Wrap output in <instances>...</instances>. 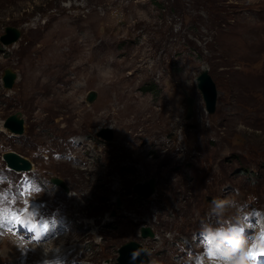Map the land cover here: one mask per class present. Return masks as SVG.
Listing matches in <instances>:
<instances>
[{
  "label": "rangeland",
  "instance_id": "obj_1",
  "mask_svg": "<svg viewBox=\"0 0 264 264\" xmlns=\"http://www.w3.org/2000/svg\"><path fill=\"white\" fill-rule=\"evenodd\" d=\"M8 26L22 35L13 46L0 41V264H119L130 241L151 264H196L215 249L201 233L222 231L209 239L218 244L241 216L255 240L254 216L264 217V0H0V37ZM8 68L17 73L11 89ZM205 68L217 84L213 114L197 88ZM18 112L21 135L3 125ZM103 128L111 142L98 136ZM10 151L31 170L10 169ZM150 180L154 194L140 198L135 186ZM45 223L56 227L39 240L56 254L33 260L16 240L36 242Z\"/></svg>",
  "mask_w": 264,
  "mask_h": 264
},
{
  "label": "water",
  "instance_id": "obj_2",
  "mask_svg": "<svg viewBox=\"0 0 264 264\" xmlns=\"http://www.w3.org/2000/svg\"><path fill=\"white\" fill-rule=\"evenodd\" d=\"M22 32L19 28L8 26L4 30V34L0 37L1 43L5 47L13 46L21 38ZM17 79V73L13 69H6L4 71L2 81L6 89L13 88L15 81ZM197 88L199 89L202 98L205 102L206 111L209 114H213L216 111L218 91L217 84L209 73L208 69H204L197 77ZM95 92H91L88 97V102H93L95 100ZM188 111L186 114V119L190 120L194 114L195 99L191 96H187ZM4 128L15 135H21L24 132V119L20 112L10 116L4 122ZM98 136L104 141L111 142L114 139V132L111 128H103ZM4 161L8 167L12 170L24 172L30 171L32 163L22 155L10 151L3 156ZM55 185L64 189L65 192H70V188L59 178H52L51 180ZM135 192L140 198L148 199L155 192V181L150 180L145 183H139L134 188ZM117 205L120 206L121 202L118 200ZM112 215H115L113 212ZM142 237H154V233L151 228H142ZM119 264H151L150 258L146 249L135 241H130L126 243L119 251Z\"/></svg>",
  "mask_w": 264,
  "mask_h": 264
},
{
  "label": "clouds",
  "instance_id": "obj_3",
  "mask_svg": "<svg viewBox=\"0 0 264 264\" xmlns=\"http://www.w3.org/2000/svg\"><path fill=\"white\" fill-rule=\"evenodd\" d=\"M0 183H4L2 179H0ZM10 184V182H9ZM39 191V189H36ZM0 199H7L6 192L0 193ZM27 203V201H25ZM212 204H216V207H220L221 205L216 202V200L212 201ZM239 221V227L236 232H234L232 235H224V239L219 241L218 244H213L209 242L210 237L214 240L215 237L222 235V231H211L209 232L207 229H205L201 235L204 237L203 244L206 246V248H219L223 245L224 241L227 240L231 244L230 251L225 253L226 255H233L235 258L232 261V264H250V261L255 260L257 257L260 256L261 252H264V236H260L259 242L253 241L249 245V241L244 237V229L245 227H248V225L245 223L244 219L242 217L237 218ZM49 223H45L43 225L44 230H48L50 228ZM231 231V229H229ZM19 240H21L23 243L21 245L22 248H26L29 244H32V240L25 241L23 237H19ZM37 245H33V247H36ZM46 251H50L51 249L45 248ZM191 255V253L189 254ZM203 256V253H201ZM45 264H50V262L45 261Z\"/></svg>",
  "mask_w": 264,
  "mask_h": 264
},
{
  "label": "bare ground",
  "instance_id": "obj_4",
  "mask_svg": "<svg viewBox=\"0 0 264 264\" xmlns=\"http://www.w3.org/2000/svg\"><path fill=\"white\" fill-rule=\"evenodd\" d=\"M244 212L247 213V214L250 213V212H248V210L247 211H244ZM254 218H257L258 219L257 220V224H256L257 225V232L258 233H257L254 241L259 242V238H260L261 234L264 233V217L261 214H257L256 216H254ZM252 219H253V216H252ZM259 220H260V222H259ZM19 226L20 227L21 226L22 227L24 226L25 229H27V226H25V225H19ZM54 227H56V226L52 225V226H50L49 229L50 230H51V228L54 229ZM46 232H47V230H45L43 232L44 234L42 233V235H40L38 237L35 236V238H33L34 240H37L36 242H38V243H36L35 241H32L33 243L28 245L30 252H29V254H26V255L29 256L30 258L32 257L33 260H37V261L44 260V259H47L48 257L50 258L52 256H55V254H56V253L54 254V252L56 251V249H53L52 252L51 251H46L45 246H47V244L46 245L45 244L44 245H41V243H42L43 240L41 241L39 239L43 238L44 235L47 234ZM14 241H15V239H14ZM16 241H20V240H16ZM251 243L252 242H250V244ZM33 245H37V246L36 247H33ZM225 253H227V251L220 250V247L219 248H215L211 252L208 251V256L207 257H204L203 256V257L199 258L198 261H197L198 263H196V264H232V261H233V259L235 257L233 255H229L230 258L229 259H226L225 258V256H226ZM257 263L264 264V256L260 257V260H257V258H256L255 260L250 261V264H257Z\"/></svg>",
  "mask_w": 264,
  "mask_h": 264
},
{
  "label": "snow or ice",
  "instance_id": "obj_5",
  "mask_svg": "<svg viewBox=\"0 0 264 264\" xmlns=\"http://www.w3.org/2000/svg\"><path fill=\"white\" fill-rule=\"evenodd\" d=\"M261 236H264V233L261 234ZM249 241H251L253 239V237H248ZM260 255H264V252H261Z\"/></svg>",
  "mask_w": 264,
  "mask_h": 264
},
{
  "label": "flooded vegetation",
  "instance_id": "obj_6",
  "mask_svg": "<svg viewBox=\"0 0 264 264\" xmlns=\"http://www.w3.org/2000/svg\"><path fill=\"white\" fill-rule=\"evenodd\" d=\"M74 165H76V164H74ZM61 179V178H60ZM67 186H68V184H67V181L66 180H64V179H61ZM61 188V187H60ZM63 189V188H62ZM64 190V189H63Z\"/></svg>",
  "mask_w": 264,
  "mask_h": 264
}]
</instances>
